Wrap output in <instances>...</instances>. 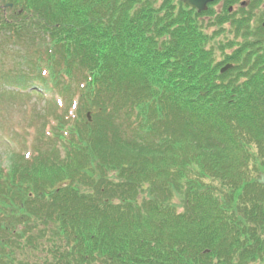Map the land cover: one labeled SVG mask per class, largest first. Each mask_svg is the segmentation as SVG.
Returning a JSON list of instances; mask_svg holds the SVG:
<instances>
[{"label":"trees","instance_id":"1","mask_svg":"<svg viewBox=\"0 0 264 264\" xmlns=\"http://www.w3.org/2000/svg\"><path fill=\"white\" fill-rule=\"evenodd\" d=\"M0 2V94L80 76L93 112L66 160L0 171V264H264V28L180 0Z\"/></svg>","mask_w":264,"mask_h":264},{"label":"rangeland","instance_id":"2","mask_svg":"<svg viewBox=\"0 0 264 264\" xmlns=\"http://www.w3.org/2000/svg\"><path fill=\"white\" fill-rule=\"evenodd\" d=\"M82 79L78 76L58 86L50 81L46 86L38 84L39 91L32 93L14 92L12 88H7L0 94V171L3 176L9 173L11 165L22 156L23 162L31 164L36 151H42L40 158L47 156L48 159L59 161L67 159L71 131L86 113L90 115L88 122L92 120L91 110H84L81 105L80 113L75 110L77 102L81 104L83 100ZM65 115L70 119L64 120ZM59 122L66 127L60 131L63 136L55 138L53 135L59 132ZM64 131L70 133L65 132L64 135ZM30 154L32 158L27 159Z\"/></svg>","mask_w":264,"mask_h":264},{"label":"flooded vegetation","instance_id":"3","mask_svg":"<svg viewBox=\"0 0 264 264\" xmlns=\"http://www.w3.org/2000/svg\"><path fill=\"white\" fill-rule=\"evenodd\" d=\"M209 8L216 13H225V28L249 26L253 29L251 35H260L264 28V0H214L209 3Z\"/></svg>","mask_w":264,"mask_h":264},{"label":"water","instance_id":"4","mask_svg":"<svg viewBox=\"0 0 264 264\" xmlns=\"http://www.w3.org/2000/svg\"><path fill=\"white\" fill-rule=\"evenodd\" d=\"M181 1L188 4L191 7L196 8L199 12H201L203 10H207L208 3H210L214 0H181ZM231 66L232 65L229 64V65L225 66L222 70L225 71ZM261 181H263V179Z\"/></svg>","mask_w":264,"mask_h":264}]
</instances>
